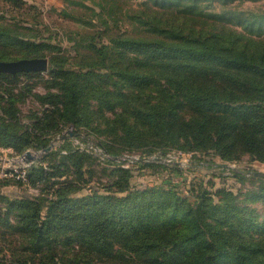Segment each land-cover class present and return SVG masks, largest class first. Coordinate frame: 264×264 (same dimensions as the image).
I'll return each instance as SVG.
<instances>
[{
    "label": "trees",
    "instance_id": "trees-1",
    "mask_svg": "<svg viewBox=\"0 0 264 264\" xmlns=\"http://www.w3.org/2000/svg\"><path fill=\"white\" fill-rule=\"evenodd\" d=\"M163 1L160 7L186 5ZM228 16L249 32L264 34V13ZM172 20L152 23L156 38L118 36L112 49L90 43L75 52V67L55 54L48 87L59 94H33L40 109L26 125L16 116L24 94H14L13 87L19 76L33 72L0 73V87L9 85L0 89V147L16 154L46 151L28 169L25 183L6 180L35 187L38 194L0 197V264H264V178L250 174L259 186L245 194L227 189L213 194L200 185L184 195L173 187L131 184L132 170L172 173L176 166L138 162L123 169L115 160L125 151L176 150L212 151L225 162L248 155L264 163V37L257 47L224 26L184 32L169 24ZM43 45L0 23V49L18 56L0 53V61L45 58ZM30 96L28 89L24 98ZM92 101L113 112L104 128L109 141L81 128H92L87 114ZM181 110L191 114L180 117ZM66 128L109 157L78 150L68 137L47 150ZM93 160L110 172L105 184L86 188ZM223 165L194 157L187 168L226 170ZM229 171L239 181L249 174ZM250 202H259L262 213Z\"/></svg>",
    "mask_w": 264,
    "mask_h": 264
},
{
    "label": "rangeland",
    "instance_id": "rangeland-1",
    "mask_svg": "<svg viewBox=\"0 0 264 264\" xmlns=\"http://www.w3.org/2000/svg\"><path fill=\"white\" fill-rule=\"evenodd\" d=\"M161 2L163 3L164 1L19 0L15 4L8 0H0V23L16 26L30 40L43 41V48H46L43 49V53L48 60V68L49 59L55 54L65 58L67 66L75 67L79 61V57H76L75 52H82V48L90 43H94L97 46H108L109 49H112L111 40L118 36L156 38L158 34L154 31L152 23L157 22V19L165 20L166 18H171L173 20L169 24L178 26L184 32H210L212 25L224 26L227 30L240 33L257 47L260 45V38L264 37V34L259 36V32H256V30L249 32L247 28L239 26L235 20L230 19V16H228L231 11L246 13V15L248 13L263 14L264 0H184L186 5H170V7H160L159 4ZM172 3H174V0H166L165 6ZM214 14H223V16L218 17L214 16ZM165 24L161 27H164ZM49 46L53 51H49ZM9 51L8 49H0V53L6 54L8 59L18 57ZM18 78L16 86L13 87L16 90H13V92L14 94L22 93L24 96L16 105L18 109L16 116L22 124L26 125L29 124V119L33 116L31 112L40 109L33 94L46 95L47 92L59 94V91L53 87H48L51 85L48 69L42 73L21 75ZM197 83L200 82L197 81ZM162 84L165 85V82L163 81ZM0 89L3 91L4 89H9V85L2 86ZM28 89H30L32 96L25 99ZM115 111L123 114L121 108H117ZM87 114H89L92 128H87L86 126H81V128L86 132L95 133L100 141H109L104 128L109 124L108 120H111V122L114 120L113 112L99 110L97 103L92 101ZM179 114L180 117H185L191 113L187 110H181ZM60 136V138L58 137L51 141V149L58 146L67 137L71 139V146H73V138L76 137H74L72 132L66 135L61 134ZM84 141L95 145L91 141L85 139ZM112 144L119 148L118 144L114 142ZM3 150L6 149L0 147V164L3 158L17 156L13 149H8L9 151L6 153ZM118 157L115 158L116 161ZM194 157L203 164H208L209 162L226 164L227 169L214 171L215 169L204 166L188 169L189 165L184 168L174 165L178 169L171 173L162 168L143 167L132 170L131 184L139 189L150 185L173 187L184 195L189 194L188 192L191 189L196 190L200 185L213 194L220 189L245 194L248 190L258 187L259 181L249 178L250 174H246L247 178L239 181L231 175L229 170L264 172V163L253 160L248 155H242L238 160L232 162H225L212 151L206 153L194 152L189 159V164L194 160ZM89 170L91 171L90 175H86L84 179L85 181L87 180V185H84L86 188L90 186L98 187V184L107 182V175L110 172L107 166L93 160ZM6 180L0 177V197H13V195L34 197L38 194L32 191V189H37L35 187ZM248 205L255 208L257 214L262 213L259 202H250ZM95 264L103 263L97 261ZM111 264L113 263L111 262Z\"/></svg>",
    "mask_w": 264,
    "mask_h": 264
},
{
    "label": "built area",
    "instance_id": "built-area-1",
    "mask_svg": "<svg viewBox=\"0 0 264 264\" xmlns=\"http://www.w3.org/2000/svg\"><path fill=\"white\" fill-rule=\"evenodd\" d=\"M71 132L70 128H66L62 135H66ZM61 137L60 135L58 136ZM57 137V138H58ZM73 146L81 151L90 152L94 155L103 158H108V154L97 148L96 145H92L82 138H73ZM9 150H3L8 152ZM45 150H33L27 149L22 154H17L13 158H3L0 164V177L3 179L17 180L26 182V174L30 167L37 164L40 155L44 154ZM65 153V152H63ZM192 156L191 152L185 151H173L166 154H160L159 152L145 155L141 152L125 151L118 157V163L123 169H132L138 162H157L164 165H178V167L184 168L189 165V159ZM37 194V189H32Z\"/></svg>",
    "mask_w": 264,
    "mask_h": 264
},
{
    "label": "water",
    "instance_id": "water-1",
    "mask_svg": "<svg viewBox=\"0 0 264 264\" xmlns=\"http://www.w3.org/2000/svg\"><path fill=\"white\" fill-rule=\"evenodd\" d=\"M48 69L46 58L21 59L16 61H0V73L16 75L18 73H42ZM72 135V134H71ZM50 145L47 150H50ZM3 161V160H1ZM223 166L227 167L226 164ZM249 174L264 178V172L250 171Z\"/></svg>",
    "mask_w": 264,
    "mask_h": 264
}]
</instances>
